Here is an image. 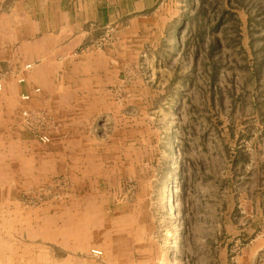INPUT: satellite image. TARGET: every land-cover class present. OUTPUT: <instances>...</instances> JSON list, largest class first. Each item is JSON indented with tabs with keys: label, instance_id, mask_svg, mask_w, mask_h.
Here are the masks:
<instances>
[{
	"label": "rangeland",
	"instance_id": "obj_1",
	"mask_svg": "<svg viewBox=\"0 0 264 264\" xmlns=\"http://www.w3.org/2000/svg\"><path fill=\"white\" fill-rule=\"evenodd\" d=\"M28 1L0 0L2 31ZM164 1L168 21L122 55V88L43 101L0 53V223L16 228L0 242L16 264L43 241L46 256L122 264V239L140 264H264V0ZM116 40L106 27L94 48ZM29 210L46 240L21 230ZM67 211L78 229L56 241Z\"/></svg>",
	"mask_w": 264,
	"mask_h": 264
},
{
	"label": "crops",
	"instance_id": "obj_2",
	"mask_svg": "<svg viewBox=\"0 0 264 264\" xmlns=\"http://www.w3.org/2000/svg\"><path fill=\"white\" fill-rule=\"evenodd\" d=\"M165 2L29 0L21 8L18 7L16 13H12L13 16L9 17L4 31L0 27L3 65L5 69L15 72L22 69L19 72L27 79V83L20 87L21 91L30 92L33 86L42 87L43 101H46L47 97V102L51 103H73L71 98H76L78 89L94 86L93 80L99 81V87L122 88V55H127L128 50L136 48V41L142 36H151L157 32L160 20L168 21V17L160 15V8ZM109 26L116 29V42L105 49L94 48L96 39ZM28 63L32 64V68L24 70V65ZM85 73L89 76L90 85L83 82L88 78H80V75ZM55 214L53 231L60 233L56 235V241L61 238L63 232L68 234L77 231V223L72 221L75 215L73 212ZM33 215L29 210L28 216L23 219L21 230L24 234L33 232L37 240H46L50 220L35 219L32 218ZM13 219L8 217L5 224L0 223V232H14L16 228ZM220 231L217 246L228 247L222 240L223 228ZM71 239L60 241L66 244L64 246L67 249L73 251L75 245L72 243V236ZM44 242L38 244L39 253L26 264L78 263L73 256L64 259L57 255L46 256ZM129 243L130 241L122 239V264H140L142 261L137 260ZM23 248L22 256L28 259L31 253L26 249L30 248V245H23ZM15 261L16 247L13 239H7L6 244L0 242V264H16ZM81 263L98 264L95 259L88 257Z\"/></svg>",
	"mask_w": 264,
	"mask_h": 264
},
{
	"label": "built area",
	"instance_id": "obj_3",
	"mask_svg": "<svg viewBox=\"0 0 264 264\" xmlns=\"http://www.w3.org/2000/svg\"><path fill=\"white\" fill-rule=\"evenodd\" d=\"M1 61L2 60H1V57H0V63H1ZM31 68H32V64L31 63H28V64L24 65V67H23L24 70H28V69H31ZM18 82L19 83H25L26 82V78L22 76V77L18 78ZM1 90H3V83L2 82H0V91ZM40 92H41V89L39 87H35L33 89L32 93H24V94H22L21 95V101L23 103L28 102V101H30L32 99V94L38 95V94H40ZM22 115H31V113L28 110H24L22 112ZM41 140L43 142H48L49 138L44 135V136L41 137ZM93 253L94 254H101L100 251H96V250H94Z\"/></svg>",
	"mask_w": 264,
	"mask_h": 264
}]
</instances>
